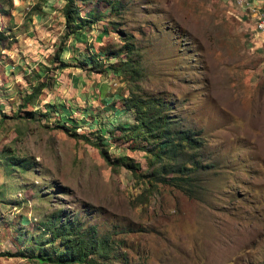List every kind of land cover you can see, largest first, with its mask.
I'll return each mask as SVG.
<instances>
[{"label":"rangeland","instance_id":"1","mask_svg":"<svg viewBox=\"0 0 264 264\" xmlns=\"http://www.w3.org/2000/svg\"><path fill=\"white\" fill-rule=\"evenodd\" d=\"M119 1L117 16L106 0L87 3L99 19L82 39L64 40L63 0H0V29L7 36L0 50V149L14 146L28 162L16 171L0 165V264H40L3 254L23 250L27 242H18L16 234L33 233L55 208L94 209L90 222L101 229H131L123 235L129 264H264V30L257 27L262 3ZM43 12L51 15L39 22L35 14ZM111 26L132 33L140 47V86L172 102L177 127L196 132L201 143L195 173L205 180L201 198L158 183L146 203L135 205L139 178L124 167L110 168L91 143L56 128V115H40L44 103L62 106L60 120L70 125L76 119L77 132L89 140L97 125L88 124L91 116L82 109L98 115L107 129L108 121L130 120L119 110L123 78L74 66L58 72L50 63L61 39L78 50L90 45L93 52L102 44L118 45ZM40 64L48 69V86L29 118L24 110L32 107L20 108V96ZM102 134L110 157L127 155L146 168L143 152L120 131Z\"/></svg>","mask_w":264,"mask_h":264},{"label":"trees","instance_id":"2","mask_svg":"<svg viewBox=\"0 0 264 264\" xmlns=\"http://www.w3.org/2000/svg\"><path fill=\"white\" fill-rule=\"evenodd\" d=\"M91 1L93 0H63L59 8L63 20L62 39H82L85 29L92 30L93 24L99 18L97 15L94 17L90 10L81 13L82 3ZM106 3L109 12L117 16L120 1L106 0ZM108 23L117 25L118 22L110 20ZM111 28L109 32H114L115 29L114 34L118 36V45L104 48L102 44L97 47V52H93L90 45L78 50L73 44H65L61 39L52 51L50 63H56L55 69L58 72L65 67L74 66L99 74L110 71L114 76L123 78L126 94L120 99L119 110L128 114L130 120L123 122L115 120L116 124L108 121L111 129H107L104 128L106 125L104 122L98 121V115L82 109L79 111L82 115L91 116L88 124L97 125L96 135L89 140L87 135L77 132L76 119L72 118L70 125L60 120L65 113L62 106L44 103L40 115L46 116L50 113L56 115L54 121L56 128L71 137L91 143L110 168L124 167L132 176L139 178L138 185L142 188V192L135 194V205L146 203L158 183L170 185L188 197L201 198L205 190L202 182L205 180L197 178L195 173L200 164L198 159L201 143L195 136L196 132L189 128L177 127V120L171 112L172 102L166 97L148 93L140 86V47L136 45L132 33L116 29L115 26ZM103 31L108 32L106 27ZM103 37L101 33L95 36L99 42ZM5 38L7 36L0 29V50L4 48L2 41ZM64 55L68 56L64 58ZM110 59H115V62H108ZM104 63H109L108 67L104 66ZM47 70L43 64L38 65L31 74L34 82L26 81L28 90L20 96L19 104L22 109L26 105L32 107V110H24L26 117L30 118L38 108L39 95L48 86ZM103 90L99 89L98 92L104 95ZM114 130L120 131L122 138L129 140L131 148L143 152L146 167L144 170H141L139 163L134 162L127 155L109 156L108 146L104 143L105 138L102 133L112 135ZM0 165L6 171H16L25 169L28 162L16 154L14 146H7L6 150L0 149ZM95 213L94 209L55 208L40 220L39 226L35 227L33 233L22 231L16 234L18 242L21 244L27 242V245L23 246L24 251L17 249L13 254L3 255L24 257L40 264H129V258L123 254L124 249L129 248L123 235L132 230L118 224L101 229L97 223L90 222V218Z\"/></svg>","mask_w":264,"mask_h":264},{"label":"crops","instance_id":"3","mask_svg":"<svg viewBox=\"0 0 264 264\" xmlns=\"http://www.w3.org/2000/svg\"><path fill=\"white\" fill-rule=\"evenodd\" d=\"M87 3H89L90 4V2H84V3H82V6L81 7H83V9H85V12H87L88 10H90V12L92 13V8H88L89 7V4H87ZM259 3H262V4H260V7H264V0H260V2ZM88 8V9H87ZM83 9H82V11H83ZM42 11H44V10H42ZM82 11H81V13H82ZM45 12H43V13H41V14H35L38 18H37V20L40 22H43V21H45L44 19H46V15H49L50 13H45ZM51 15V14H50ZM50 17V16H49ZM35 27H37V26H35Z\"/></svg>","mask_w":264,"mask_h":264},{"label":"built area","instance_id":"4","mask_svg":"<svg viewBox=\"0 0 264 264\" xmlns=\"http://www.w3.org/2000/svg\"><path fill=\"white\" fill-rule=\"evenodd\" d=\"M257 27L260 30H264V14L259 18V20L257 22Z\"/></svg>","mask_w":264,"mask_h":264}]
</instances>
